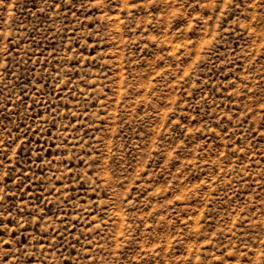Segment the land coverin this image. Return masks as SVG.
<instances>
[{
    "label": "rangeland",
    "instance_id": "374dc122",
    "mask_svg": "<svg viewBox=\"0 0 264 264\" xmlns=\"http://www.w3.org/2000/svg\"><path fill=\"white\" fill-rule=\"evenodd\" d=\"M0 33V264H264V0H2Z\"/></svg>",
    "mask_w": 264,
    "mask_h": 264
},
{
    "label": "snow or ice",
    "instance_id": "6c2138e0",
    "mask_svg": "<svg viewBox=\"0 0 264 264\" xmlns=\"http://www.w3.org/2000/svg\"><path fill=\"white\" fill-rule=\"evenodd\" d=\"M0 2H2V0H0ZM103 2V0H97V3H102ZM131 2H135V0H131ZM229 2L231 3V0H229ZM257 3H259V0H257ZM52 7L53 8H56V7H58V4H56V3H54L53 5H52ZM0 39H2V33H0ZM70 50V49H69ZM3 199V197H0V200H2ZM0 243H3V241H0ZM4 259H7V256H5L4 257Z\"/></svg>",
    "mask_w": 264,
    "mask_h": 264
}]
</instances>
